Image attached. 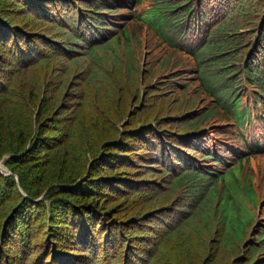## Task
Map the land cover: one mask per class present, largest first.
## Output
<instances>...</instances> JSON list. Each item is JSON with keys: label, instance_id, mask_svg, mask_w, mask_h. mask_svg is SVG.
Listing matches in <instances>:
<instances>
[{"label": "trees", "instance_id": "obj_1", "mask_svg": "<svg viewBox=\"0 0 264 264\" xmlns=\"http://www.w3.org/2000/svg\"><path fill=\"white\" fill-rule=\"evenodd\" d=\"M6 153L0 264H264V0H0Z\"/></svg>", "mask_w": 264, "mask_h": 264}, {"label": "rangeland", "instance_id": "obj_2", "mask_svg": "<svg viewBox=\"0 0 264 264\" xmlns=\"http://www.w3.org/2000/svg\"><path fill=\"white\" fill-rule=\"evenodd\" d=\"M137 58L140 60L141 62V67L144 66V64L146 63L145 61V58H146V54L144 53L143 54V57H140V56H137ZM144 68H142L143 70ZM21 154H14V153H6L4 154L2 157H0V173L2 175H13L12 171L9 169V167L6 165V162L7 160L10 158V157H13V156H19ZM251 165L254 167L255 169V176L256 177H259L262 172L264 171V158H260V159H257V160H253L251 162ZM255 178V177H254ZM259 199V198H257ZM250 201H251V198L249 196L246 197V203L247 205H250V207L252 206V212L254 213L255 212V215H257L259 217V210L258 209H253V204L251 203L250 204ZM264 200L261 199L260 203H259V206L258 208L260 207L261 208V204H263ZM256 210H257V214H256ZM256 217V216H255ZM257 219V218H256Z\"/></svg>", "mask_w": 264, "mask_h": 264}]
</instances>
